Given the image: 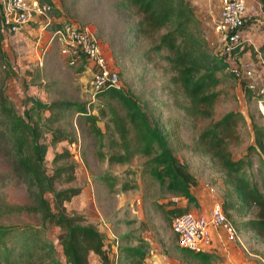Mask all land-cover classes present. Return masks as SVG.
I'll return each instance as SVG.
<instances>
[{
	"label": "trees",
	"instance_id": "trees-1",
	"mask_svg": "<svg viewBox=\"0 0 264 264\" xmlns=\"http://www.w3.org/2000/svg\"><path fill=\"white\" fill-rule=\"evenodd\" d=\"M41 1L52 4L57 15L64 13L51 0ZM112 1L124 13L118 29L122 43L111 45L116 60L129 53L130 57L143 59L146 65L161 66L168 75L167 81L161 84V91L187 118L209 115L220 94L217 86L227 78L244 82L251 95L257 96V102L263 97L249 87L247 79L237 77L232 71L233 67L239 66L241 58H246L247 52H252V57L264 55V43L255 49L252 41L246 38V34L252 31V25L260 24L257 17L245 18L240 27L242 38L232 44L228 54L225 51L219 53L212 47L202 25L203 19L192 0ZM259 2L264 8V0ZM65 19L70 21L69 16ZM2 20L0 11L1 32ZM255 27L260 32L264 31V26L257 24ZM2 63L4 79L16 75L0 47ZM85 68L83 63L78 70ZM4 79L0 86V144L6 145L12 172L27 186L32 203H12L0 194V264H91L93 256L103 264H112L120 256L129 264H141L147 252L146 240L131 244L130 239L127 240L131 233L123 234L120 238L128 242L121 244L119 240L117 254L112 255L106 234L87 215L69 210L67 204L83 188L70 184L77 179L78 165L74 152L67 145L79 141L74 128V123H78L93 139L98 159L112 165L127 164L136 156L143 157L144 173L169 192L195 202L192 191L195 178L171 144L179 130L176 124L182 122L171 116L163 120L152 115L131 88L109 84L95 90L98 105L64 98L46 101L27 95L21 110L7 95ZM32 81L48 87L38 75ZM244 119V112L229 111L199 132L192 144H184L182 139L179 143L192 150H203L218 161L224 177L221 206L225 214L234 224L237 223L233 219L234 213L248 216L238 225L264 237V193L247 172L253 165L251 154L259 152L256 146L250 145L243 156L235 158L229 148L233 140H239L238 127ZM101 120H104L105 129L99 124ZM254 128L256 145H263L264 126ZM59 143L64 147L54 153L52 167L48 168V149ZM98 178L110 192L137 187L136 182L121 181L119 175L109 171L99 174ZM169 205L172 206L165 208L163 204H156L169 222L187 210L175 200ZM24 212L39 214L41 223L4 221ZM54 229L57 230L56 242L48 234ZM184 249L192 257L211 264L207 254ZM59 251L65 262L59 257Z\"/></svg>",
	"mask_w": 264,
	"mask_h": 264
},
{
	"label": "rangeland",
	"instance_id": "rangeland-1",
	"mask_svg": "<svg viewBox=\"0 0 264 264\" xmlns=\"http://www.w3.org/2000/svg\"><path fill=\"white\" fill-rule=\"evenodd\" d=\"M66 2V10L70 16V21L80 25H86L100 38L103 44L108 43L106 51H111L112 56L108 53L111 68L117 71L123 83V88H131L138 96L142 104L151 111L152 115L159 116L165 120L171 116L174 120H179L181 124H176L179 128L177 135L171 144L175 153L185 167L193 174L195 183L193 192H214L216 201L222 202L220 196L223 195L224 177L223 170L218 161L209 153L203 150H192L184 147L179 143L183 140L184 144L190 145L194 142L198 133L204 128L211 125L214 121L220 119L229 111L244 112L245 119L238 127L239 140H233L229 148L235 158L243 156L250 145L256 146L259 153L253 152L252 167L247 169L249 178L256 182L260 190L264 193V144L256 145V130L254 126H264V114L259 109L257 96L251 95L247 90L246 84L239 79L227 78L217 86L220 94L214 104L212 112L207 116H196L195 119H189L183 111L177 110L171 104V100L161 91V84L167 81V73L159 67L144 64L143 59H135L129 56V53L123 59L116 60L112 52V43L120 45L122 36L119 33V26L122 25L124 13L120 12L112 0H62ZM204 5V0H199ZM217 3V2H216ZM208 1L209 9L213 10L215 17L211 15L207 24L202 23L205 34L208 35L212 47L221 53L224 51V37L217 30L216 12L219 10V4ZM207 5V3H206ZM217 5V6H216ZM264 17V14H259ZM260 16V17H261ZM257 17V16H255ZM259 17V16H258ZM263 19V18H262ZM214 22V23H213ZM62 24L60 21L59 25ZM53 24L37 23L32 24L35 31L40 29L44 32L42 41L35 56L31 45H28L33 38L23 37L21 34L5 36L1 31L0 47L6 53L7 59L16 71V75L4 79L5 67L0 64V86L4 79L6 92L10 100L21 110H23L24 100L27 95H33L43 100L52 99H71L85 101L88 105H98L99 101L95 96L93 87L95 66H90L86 60H81L77 65H70L66 58L60 52V46L57 42H49V33L53 30ZM262 28L264 25H261ZM46 27V28H43ZM252 33L260 36L259 28L254 26ZM33 30V31H34ZM208 30L211 31L208 32ZM217 32L214 33L213 31ZM254 43V36H250ZM264 39L256 42V47L261 48ZM263 59L264 55L261 54ZM256 63L257 82H264V64H257L258 56L251 57ZM85 64L86 68L79 71L78 68ZM39 76L41 82H47L45 87L38 82H33L35 76ZM3 83V82H2ZM96 111V110H95ZM176 122V121H175ZM100 126L105 129L104 120L99 122ZM78 139L76 143L67 145L74 153V160L77 162V179L71 182V185L82 186L83 195H77L70 203L67 204L70 211L79 212L87 215L85 207L89 203L92 215H102L103 221L108 227L116 233L121 244L128 242L139 243L140 235L151 233L161 238L172 230V221L164 218L162 212L157 209L156 204L160 203L168 208L169 202L175 200L179 206L188 205L187 210L196 211L197 205L191 202H177L175 199L180 195L169 192L165 186H161L158 181L150 178L144 173L145 158L136 156L127 164H112L108 161L100 160L94 153L93 139L84 130V127L74 123ZM166 132L167 126L164 125ZM63 143L56 146H50L46 156V165L52 167V158L56 151L62 150ZM6 145L0 144V194L8 201L19 204H30L32 199L28 193L27 186L19 181L12 172L11 161L6 152ZM109 171L120 176V180H131L136 182L137 187L110 192L109 189L99 180L98 175ZM5 178L3 182L2 179ZM217 193V194H216ZM82 196V197H80ZM174 198V199H172ZM221 199V200H220ZM186 204V205H185ZM248 216H241L234 213L233 219L236 222H242ZM6 222L13 223H31L40 224L41 218L36 213H21L5 218ZM242 229L247 231L246 228ZM141 232V234H140ZM251 244L255 254L262 258H256L258 264H264V237L251 231ZM131 233V238L124 240L120 238L123 234ZM246 233V232H245ZM49 236L56 242L57 230H49ZM149 235V234H148ZM164 238V237H163ZM143 240V239H142ZM170 244V243H169ZM168 244V245H169ZM59 257L65 262L61 251ZM120 255V254H119ZM258 260V261H257ZM120 264H129L121 256Z\"/></svg>",
	"mask_w": 264,
	"mask_h": 264
},
{
	"label": "built area",
	"instance_id": "built-area-1",
	"mask_svg": "<svg viewBox=\"0 0 264 264\" xmlns=\"http://www.w3.org/2000/svg\"><path fill=\"white\" fill-rule=\"evenodd\" d=\"M216 2L220 8L216 28L224 37V51L230 54L232 44L242 38L240 27L246 18V0ZM0 11L3 17L1 30L5 36L17 35L30 24L55 22L52 4L41 0H0ZM53 27L49 33V42L59 43L60 52L70 65H77L86 59L96 67L93 79L95 90L108 84L123 87L117 71L111 68L100 38L91 28L74 22L66 23L65 20L61 25ZM250 36L246 34L247 40L251 42ZM257 64H264L262 56H259ZM255 67L256 63L252 59L241 58L239 66L233 67L232 71L237 77L247 79L249 87L263 96L258 100V106L264 114V84L255 79ZM211 226L222 227L231 241L239 239L235 224L227 217L220 203L214 205L210 214L186 210L172 219V229L177 235L179 246L196 252H204L210 246Z\"/></svg>",
	"mask_w": 264,
	"mask_h": 264
},
{
	"label": "crops",
	"instance_id": "crops-1",
	"mask_svg": "<svg viewBox=\"0 0 264 264\" xmlns=\"http://www.w3.org/2000/svg\"><path fill=\"white\" fill-rule=\"evenodd\" d=\"M51 1L55 4L57 8L64 10V11L62 10L64 13L61 15H57V13L54 12L55 23L60 21L63 22L64 20H66L65 18L69 16L68 11L65 9L66 2L62 0H51ZM192 1L194 2L197 8V12L200 15V17L203 19L205 24H207L208 21L211 22L214 21L210 19L211 15L213 17H215V15L213 13V10L211 8L209 9L208 1L216 3V0H204L205 1L204 5H202L199 2V0H192ZM246 5H247L246 18L257 16V18L260 20V24L257 23L258 26L260 27L261 25H264V17L259 15V14H264V8L260 4L259 0H246ZM217 7H219V5ZM219 16H220V8L216 12L217 20L219 19ZM257 24L252 25V31L255 29L254 26H257ZM33 30L34 28L30 24L26 26L23 30H21L19 33L23 37L29 38L30 35V38L31 39L33 38V40L30 43H28V45H31L33 49V53L36 56L38 53V49L42 47L41 46L42 41L45 42V38H42L44 32L40 31V29H38L37 31L35 30L33 31ZM208 32L211 33L210 30H208ZM213 32L216 33L217 31L214 30ZM251 32H249L250 35L254 36L253 46L255 49H257L256 42H259L260 39H264V31L260 36L259 35L256 36L257 35L256 33H251ZM108 46H109L108 43L103 44V48L107 55L109 51H106V47ZM109 54L110 56H112L111 51ZM252 56H253L252 52L246 53L247 59H251ZM255 56L259 57L260 54H256ZM86 61L90 66H93V64L89 60ZM261 84H264V82H261ZM193 194L196 197V201L193 202L197 205L196 211H194L196 213L210 214L212 212L214 205L220 203L219 201H216L217 198L214 192H193ZM80 195H83V192H81ZM220 198H222V196H220ZM175 199L177 200V202H180V200H183V202H187V200L182 196H178ZM188 205H186V207H188ZM84 210L87 213L89 220L95 223L98 226V228L106 234V240L112 246L111 254L113 255L114 253L116 255L117 254L116 242L119 241V238L116 235V233H114L108 227V224H106L105 221H103L102 215L100 213L99 215H94V214L92 215L91 206L89 203L86 205ZM238 224L239 223L237 222L235 226L238 231L239 239L235 241H231L227 238L226 233L222 227L211 226L212 242L210 246L204 252H202L210 257L211 264H258V262H256L255 257H258L262 261V258L259 255L255 254V252L253 251L251 238L249 236L251 235L253 237L251 230L247 229L245 233L242 227L239 226ZM148 234H145L143 232V234L140 235L141 239L146 240L148 243L146 248L147 251L146 256L141 264H175L178 262L187 263V264H208L206 261L192 257L188 250L179 246L177 242V235L174 233L173 229L166 234H162L161 238L157 237L155 234H151V233ZM91 264H103V263L99 260L98 257L93 256L91 259ZM112 264H120L119 259L116 257V260Z\"/></svg>",
	"mask_w": 264,
	"mask_h": 264
}]
</instances>
